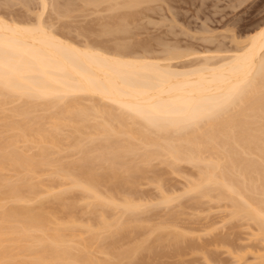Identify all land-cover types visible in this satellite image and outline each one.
<instances>
[{"label": "bare ground", "instance_id": "6f19581e", "mask_svg": "<svg viewBox=\"0 0 264 264\" xmlns=\"http://www.w3.org/2000/svg\"><path fill=\"white\" fill-rule=\"evenodd\" d=\"M17 1L30 8L24 5L28 0ZM78 1L83 3L77 4L80 10L74 7L77 0H66L63 5L59 0H38L39 9L31 10L38 5L34 3L28 10L37 15L34 20L32 16L6 17L8 10L3 12L6 16L0 13V264H145V260L152 264L154 255L158 259L172 252L181 261L179 256L187 248L197 251L196 247H203L194 239L206 241L196 238L197 231L190 234L187 226L186 231L178 230L171 223L175 229L169 231L166 222L159 224L164 219H179L182 212L162 215L170 219L159 215L160 222L149 221V226L145 224L149 217L141 216L150 206H167L184 194L200 200L206 197L205 202L208 198V202H229L225 204L231 208L229 220L243 218L249 226L253 222L254 233L249 234L263 246L264 22L240 39L234 34L236 43L231 49L225 45L223 53L217 52L222 46L202 55L199 52L202 57H196L197 64H185L183 59L190 51L172 43L169 47V42L159 38L158 45L167 48L164 55L154 54L149 47H154L153 42H143L132 32L138 28V18L143 24L149 12L162 13L161 1L167 4L168 0ZM88 8H96L94 13L101 8L108 16H98L96 21L103 18L102 25L98 22L103 30L85 25V31L81 26V36L91 29L100 37L113 35L114 40L107 37L108 42L105 39L99 45L97 40L96 44L92 39L89 42L87 35L83 37L86 41L79 42L72 39V28L64 30L61 24V32L54 28L60 19ZM45 12L50 13L49 21L55 18L54 23L44 18ZM104 19L113 23L104 24ZM132 24L135 28L131 30ZM66 30L71 37L64 34ZM128 33L133 35L126 38ZM111 40H116L114 46ZM66 152L79 157L73 159L67 153L71 159L67 156L70 161H66ZM155 160L170 167L168 174H181V164L196 170L191 179L186 178L185 189L174 196L166 193L171 186L168 178L163 182V176L156 173L154 181L161 195L155 202L147 198L142 203L138 186L151 180L149 168L159 164ZM161 169L156 172L165 176L167 169ZM45 174L50 176L48 181ZM82 214L87 218L79 217ZM147 226L151 229L142 234ZM208 228L205 231L212 233ZM188 235L197 236L191 239ZM226 235L220 236H225L223 241L215 240L226 244L230 239ZM219 244V248L225 246ZM214 246L206 254L207 261L219 255ZM248 250L244 249L245 255H237L236 250L232 264L250 263H246L247 255L254 252ZM259 251L250 264H264V248ZM163 257L162 262L169 258ZM212 259L206 263L214 264Z\"/></svg>", "mask_w": 264, "mask_h": 264}, {"label": "rangeland", "instance_id": "374dc122", "mask_svg": "<svg viewBox=\"0 0 264 264\" xmlns=\"http://www.w3.org/2000/svg\"><path fill=\"white\" fill-rule=\"evenodd\" d=\"M1 1V3L2 4H6L5 3V1L6 0H4V3L2 2V0H0ZM9 0H7V3H9V5H10V3H11V7H13V8H11L10 6V8L11 9H9V7H7L8 5L6 4L5 6H6V8H5V6H2V4H1V6H0V8H1V12L0 13H3V12H6L7 10V12L9 13V15L8 16H6L5 14L7 13H3V15H5L6 17H13V16H17L15 19H20L21 17V19H24V17H27V18H25V19H30V17L32 16V17H34V16H37V15H34L33 14V12H31V11H28L29 9H31V8H33V6L34 5H36V4H38L37 2H38V0H37V2L35 1V0H33V2L31 1V0H28L27 1V4L25 3V1L26 0H24V2H23V0H21L23 3H25L24 5H27V6H29L30 5V8L28 7H24V6H22V4H19L20 3V1H17V0H13V1H15V3L13 4V1H11V2H8ZM16 1L18 2V4L16 3ZM50 1H52L53 2V0H50ZM61 1H63V3H61ZM64 1H66V0H59V2L63 5L65 2ZM31 2H32V4H31ZM75 2H76V0H75ZM78 2H80V3H78ZM161 2H163L164 3V1H161ZM160 2V3H161ZM165 2H167V4L168 5H170L169 7L170 8H167V4L166 3H162V4H160L161 5V8H162V13H159L157 10V12L159 13H156L155 12V14H154V11L153 12H149V14H148V16H145V19L143 18L141 21L143 22V24L142 23H140V19L141 18H138V22L137 21H135L136 22V24H135V26H137L138 28H135V27H133V25L134 24H132V27L130 26V28H131V30L132 29H134L135 28V30L134 31H132L133 32V34H137V36L138 37H136V38H140L143 42H144V40H146V42L147 43H149L148 42V40L150 41V43H152L153 42V45H154V47H152L151 45L149 46L151 49L153 48L154 49V51H152L151 49V51L152 52H154V54H158V55H164V53H165V49L167 48V47H165L164 49H163V46H165L164 44H163V46H161L160 44L158 45V40L157 39H164V41L163 42H165V44L167 43V42H169L168 44L170 45L169 47H171V43L174 45V44H177V45H179V46H177L179 49L180 48H183L184 49V51H186V52H189V53H191L188 57H186L185 59H183V60H185V64H186V62H188V64L190 63H192V61H193V63H195V64H197L196 63V61H197V59H196V57L197 58H199V52H200V54L202 53L203 54V52L204 53H206V52H208V51H217V50H215V49H218V46H219V48H220V50L222 49V51H217V52H221V53H223V52H225L226 50H225V48L223 47V46H225L226 48H228L229 47V49H231V46L233 47V45H234V43H236L235 42V40L233 39V36H234V34H235V36L236 37H238L239 38V36L240 37H244V36H246V35H248L249 33H251V32H253L254 31V29L256 28H258L260 25H262V23L264 22V0H172L171 2L168 0V1H165ZM34 3H36V4H34ZM171 3H173V4H171ZM13 4V5H12ZM82 5L83 3H82V1H78L77 0V2H76V5ZM78 5L77 6H74V7H76V9L78 8ZM163 5V6H162ZM39 4L35 7V8H33V9H31V10H34V12H35V10L36 9H39ZM104 6V5H103ZM102 6V7H103ZM5 9L4 11H2L3 10V8ZM50 7V9L48 8V10H50L51 11V13H53L54 11H53V9L51 10V8H52V6H49ZM173 7V8H172ZM25 8H27V10L25 9ZM160 7H158V9L160 10L161 9ZM172 8V10H170ZM79 10H80V8H78ZM77 9V10H78ZM90 9V10H89ZM95 10H96V8H94ZM94 9L92 10V8H88V10L86 9V12L84 11V9H81V11H83V13H84V15L83 14H79V13H82L81 11H79V13H77L76 12V10H75V12L76 13H74V10L72 11L74 14H71L72 12H70V14H71V16L70 17H68V18H66L65 20H63V21H61V16L60 15H58L60 18H58L57 16H56V18H58V19H60L59 21V25L57 24V27H54V28H56V30L58 31V30H60V32L63 30L62 29V27H60V24H61V26H63V28H64V30L66 29V28H68L69 27V29L68 30H70L71 28V35H73L74 37H72V39H75L76 40V38H78L77 40L80 42V40H82V41H86L85 39H87L88 37L90 38H88V40H89V42L91 41V39L92 40H94V42L97 40L99 43H102V44H99V45H103L104 43L103 42H101V41H104V42H106V40L108 39L109 41H110V39L113 37V35H112V37H109L108 35H106V37H105V35H104V37H103V34H102V32H101V37H100V33L99 32H97L96 30V32L94 31H92V30H94V28L98 25V22H96L97 21V19H99L98 18V16H103L105 13H103L102 14V12L103 11H105V10H103L102 12L100 11V9L101 8H99V10L97 9V11H95L96 13H97V15H94V14H96V13H94L93 11H94ZM103 9H105V7L103 8ZM12 11L11 13H10V11ZM47 10V11H48ZM91 11V12H90ZM15 12H17V14L15 13ZM30 12V13H29ZM88 12H90L91 14H88ZM93 12V13H92ZM106 13H107V11H105ZM160 12H161V10H160ZM175 12V15H173L172 13H174ZM26 14V16H24L25 14ZM49 13V12H48ZM48 13H44V18H46V19H48ZM16 14V15H15ZM22 14H24L23 16H22ZM45 14H47V15H45ZM54 14L55 15H57V13L56 12H54ZM86 14V15H85ZM108 14H110V13H108ZM13 15V16H12ZM20 15H21V17H20ZM49 15H50V13H49ZM53 14H51V16H52ZM74 15H76V16H74ZM78 15H80V16H78ZM89 15V16H88ZM106 16H105V18L108 16L107 14H105ZM173 15V16H172ZM51 16H50V19H52L51 18ZM29 17V18H28ZM32 17H31V19H32ZM55 16H53V18H54ZM63 17H64V15H63ZM74 17V18H73ZM97 17V18H96ZM110 17V16H109ZM108 17V18H109ZM14 18V17H13ZM37 18V17H36ZM103 18H104V16H103ZM103 18H100L102 21H100L99 23H101V25L103 24ZM111 18V17H110ZM175 18V19H174ZM20 19V20H21ZM35 19V17L33 18V20ZM117 19V18H116ZM54 20H55V18H54ZM52 21V20H50V21H52L53 23L55 22V21ZM57 20V19H56ZM95 20V21H94ZM104 20H106V19H104ZM109 20V19H108ZM108 20H106L107 22H105L104 21V24H106V23H113V22H108ZM111 20V19H110ZM115 19H113L112 21H114ZM47 21H49V19L47 20ZM49 21V22H50ZM58 21V20H57ZM57 21H56V23H57ZM92 21H94V22H92ZM151 21V22H150ZM263 21V22H262ZM65 22V23H64ZM92 23V24H91ZM96 23V24H95ZM70 24V25H69ZM56 25V24H55ZM67 25V26H66ZM86 25V27L87 28H91V27H93L92 28V30L90 29V32H89V30H88V32H86L85 34V36H87V38L85 37V36H81V35H84V33L82 34V32L80 33L79 32V30L81 29H83V30H85L86 31V27H84ZM90 25H92L91 27H90ZM259 25V26H258ZM59 26V27H58ZM71 26V27H70ZM83 28H82V27ZM89 26V27H88ZM104 26V25H103ZM258 26V27H257ZM98 27H102V26H97L96 28H97V30L99 31L100 30V28H98ZM58 28V29H57ZM80 28V29H79ZM102 29V28H101ZM255 29V30H256ZM103 30V29H102ZM130 30V31H131ZM63 32H65V31H63ZM137 32V33H136ZM69 32L66 30V32L64 33V34H66V35H69V37H71L70 36V34H68ZM80 33V34H79ZM90 33H93L92 35L93 36H95V35H97L98 33H99V36L97 35V38L96 37H93V36H90ZM94 33H97V34H95L94 35ZM79 34V35H78ZM132 34V35H133ZM127 35H129V36H125L126 38L127 37H130V33H128ZM131 35V36H132ZM117 36V35H116ZM122 36V35H121ZM135 36V35H134ZM132 37V38H130L131 39V42H133L132 41V39L134 38L135 39V37ZM83 37H85V39L83 38ZM92 37V38H91ZM100 39H99V38ZM108 37V38H107ZM118 37V36H117ZM120 37V36H119ZM118 37V38H119ZM123 38H125L124 36H122ZM122 37H121V39H122ZM116 38V37H115ZM114 37H113V40L115 39ZM125 38V39H126ZM106 39V40H105ZM129 39V40H130ZM133 39V40H134ZM155 39L157 40V41H155ZM160 39H159V41H160ZM240 39V38H239ZM76 40V41H77ZM108 40H107V42H108ZM113 40H111L112 42H111V44L114 42L115 43V41H113ZM128 40V39H127ZM127 40H125V41H127ZM81 41V42H82ZM141 41V43H143ZM93 42V41H92ZM93 42V43H94ZM134 42H136V40L134 41ZM137 42H139V40H137ZM161 42V41H160ZM162 42V43H163ZM112 44V46H114L115 44ZM149 43V44H150ZM95 44H96V42H95ZM107 44V43H106ZM105 44V45H106ZM109 44V43H108ZM110 44V45H111ZM148 44V45H149ZM168 44H167V46H168ZM220 44V45H219ZM109 45V46H110ZM236 45V44H235ZM108 46V45H107ZM176 46V45H175ZM217 46V47H216ZM142 50V49H141ZM182 50V49H181ZM143 51V50H142ZM142 51H139V52H141L142 53ZM151 52V53H152ZM201 54V55H202ZM201 57L202 56H200V58H199V60L201 59ZM192 59V60H191ZM183 60H182V62H183ZM187 60H189V61H187ZM191 60V61H190ZM198 60V61H199ZM177 63H180V62H177ZM184 63V62H183ZM180 64H182V63H180ZM195 64H193V65H195ZM67 153H69L68 155H70L71 156V154H73V156H71V158L73 157V159H75L74 157H77L78 156V153L77 154H75V153H72L71 152V154H70V152H66L65 153V155L67 154ZM68 155H66L65 156V159H66V157L68 156ZM70 156H68L67 158H70ZM79 157V156H78ZM77 157V158H78ZM70 158V159H71ZM66 161H70L69 159H66ZM159 162H161V161H159ZM158 162V160L156 161L155 160V162L154 163H159ZM153 162H152V164H154ZM150 165V164H149ZM148 165V166H149ZM145 166H147V165H145ZM155 164H154V166H150V168H149V172H150V174H151V177H150V183L147 181L148 180V178H147V180L145 179V177H143L144 179H145V181H144V183H140L141 184V186L139 185L138 187H140V192L142 191L143 193H141L142 194V196H140V197H143V198H140V199H138V200H140V202H142V203H147L146 201H147V198H148V200L149 201H156V199H158L159 198V194L161 193H159L158 191H160V189L159 188H157L158 186H157V183L154 181L155 180V177H156V173L157 174H161V176H163V177H166L165 178V180L163 179V177L161 178L162 180H163V182L164 181H166V179H167V181H169V183L167 182V185L168 186H170V188L168 189V188H166V186L167 185H164L165 186V188L166 189H168V192L166 191V193L168 194V195H173L174 196V194L176 193H179V192H181L182 191V188L183 187H186L187 185V183L186 182H188V180H186V178L187 179H191L192 177H193V173L195 172V166L193 167V165H188V164H181L180 166H182V172H181V174H171L170 172V174H168V171H170V170H168V168L170 169V167H168L167 168V164L166 165H164V163H163V165H161V163H159L158 164V166H156V169L157 170H159V169H161V168H166L167 169V174L164 176V175H162V173H158V172H156L155 171ZM152 167V168H151ZM158 167H160L159 169H158ZM148 168V167H147ZM181 168V167H180ZM162 170V169H161ZM148 170H146V172H147ZM149 172H147L146 174L148 175V173ZM162 172H166L165 170H162ZM163 173V174H164ZM173 173V172H172ZM146 175V176H147ZM192 175V177H190ZM148 176H150V175H148ZM45 177H46V179H47V181L49 180V175H46L45 174ZM45 177L43 178V179H45ZM45 179V180H46ZM142 180V179H141ZM142 182V181H141ZM148 182V183H147ZM166 183V182H165ZM184 185H186V186H184ZM167 186V187H168ZM175 188H174V187ZM165 189V190H166ZM176 191H175V190ZM183 189H185V188H183ZM139 190V189H138ZM175 192H174V191ZM172 191V192H171ZM140 192L138 193V191H137V195L136 196H139L138 194H140ZM174 192V193H173ZM171 193H173V194H171ZM144 195L146 196L145 198H144ZM149 195V196H148ZM151 195V196H150ZM161 195V194H160ZM179 195H183V194H179ZM185 195V196H184ZM183 195V197L182 198H180V199H177L176 197V201H173L171 204H169V205H162V206H153L152 205V207L150 206L149 208H151L149 211H151V212H149V214H148V209H146L143 213H142V216H141V218H143V214H144V217H149L148 219H146V221H147V223H145V224H148V226H149V221H155V220H159V218L162 216V215H164V216H166V214L168 213V214H170L169 213V211H171V213L173 214L174 212L178 215V213H180V212H182V213H180V214H182V216L181 215H178V217H179V219H177V217L174 219V220H172V218H171V216L169 215V217L171 218H169L168 217V215H167V217H168V219H170V220H168V221H166V219H164V220H162V222L163 223H159L160 222V220H159V224L160 225H165L166 223H167V225H165V226H167V229H168V227H170L168 230L169 231H171V230H173V229H175V228H171V226H170V224L171 223H173V224H171L172 225V227H177V229L178 230H181V229H183V230H185L186 231V229L190 232V234H193V232L195 231H197L198 233H201L202 235V237L200 238L199 237V234L197 233V235H198V237H196L197 239H204V240H206L205 242L204 241H201V240H199L200 241V243L202 242L203 243V247H196L197 248V251H194V249H192V248H187V253H185V251L183 252L184 253V255H183V253L181 254L183 257H180L179 256V258H182L183 260H181V261H179L180 259H178V254H176L175 255V253H173L172 252V254H168V255H170V256H165L164 255V257H169V258H167V259H164V257H163V255H158V257L160 258V256L161 257H163V259H164V261H166L165 263H163L162 261H161V259L162 258H158L157 259V256H155L154 255V258H152V256H151V260H152V262H153V259L155 260V258H156V260L153 262V263H155V262H158L159 261V263L158 264H182V263H184V264H202L203 263V261H205L203 264H207L209 261H210V258L212 259V257H210L209 258V261H207L208 260V258H207V255L209 254V252H211V248L212 249H214V245L216 244V248H219L220 246V244L219 243H221V244H223V242H220L223 238H225V236L223 237V238H221L220 236L222 235H224V234H227L228 235V237L226 238L227 240L229 239V244L228 243H226V239H225V243L226 244H228V245H226V244H223V245H225V246H221V248H219V250L217 251L216 250V248H215V250L218 252V254L219 255H217L216 256V253H215V255H214V257L216 256V260L214 259H212L211 261H219V262H217V264L219 263V264H232L234 261V259H236V258H234V257H237V255H245L244 254V249L245 250H248L249 252H254L255 253V251H259L260 249L261 250H263V248H264V245L262 246V243H261V240L260 241H258L257 239V237H256V241L252 238V235L250 236V234H251V231H252V233H254V231L252 230V226H253V229H254V223H253V225H252V223H250L251 225V227L248 225V221L246 222V221H243V220H245V219H243V218H241V220H238V219H240V218H237L236 220H238V221H236L235 220V218H234V220L233 219H231V220H229V217H230V215L228 214V213H230V211L229 212H227L228 210H230L231 208H229V207H227L228 205V201H226V202H228V203H220V201H216V202H214L213 200L214 199H212L211 200V202H208V201H210L209 200V198L206 200V202L205 201H203L205 198L203 197V199H198V197L199 196H194V198H193V196H190V194L188 195H186V194H184ZM191 195H195V194H191ZM179 197V196H178ZM137 198V197H136ZM139 198V197H138ZM152 198H154V199H152ZM199 198H202V197H199ZM144 199H146V201L144 200ZM194 199H195V201H194ZM198 199V200H197ZM199 200L200 201H202V202H200L201 203V206H199L200 205V203L198 204V206L195 204L197 201L199 202ZM148 201V203H150ZM153 203V202H152ZM225 204L227 205V206H225ZM223 205V206H222ZM155 207H157L156 209H152V208H155ZM159 207V208H158ZM227 209V210H226ZM174 210V212H172ZM175 210H178V211H175ZM223 210H226V211H223ZM221 212V213H220ZM141 214V213H140ZM81 215V214H80ZM86 215V214H85ZM84 214H82V216H79V217H83L84 216V218L83 219H85V218H87V216L88 215H86L85 216ZM148 215V216H147ZM151 215V216H150ZM152 215L154 216V218H151L152 217ZM159 215H160V217H159ZM176 215V216H177ZM158 216V217H157ZM199 216V217H198ZM229 216V217H228ZM167 217H161V218H167ZM228 217V219H225L224 220V218H227ZM151 218V219H150ZM157 218V219H156ZM184 220H183V219ZM199 218V219H198ZM208 218H210V219H208ZM232 218V217H231ZM143 219H145V218H143ZM154 219V220H153ZM202 219V220H201ZM208 221H207V220ZM178 220H180V221H178ZM200 220V221H199ZM170 221H172V222H170ZM175 221H177V222H175ZM188 221V222H187ZM218 221V222H217ZM149 222V223H148ZM153 222H151V224L153 223ZM166 222V223H165ZM226 224H225V223ZM177 225H176V224ZM180 223H181V225H182V227L183 228H181V225H180ZM204 223V224H203ZM247 223V224H246ZM151 224H150V227H151ZM157 223H155V225H156ZM158 224V225H159ZM176 225V226H173V225ZM213 224V225H212ZM154 225V224H153ZM178 225L180 226V229H179V227H178ZM198 225V226H197ZM205 227H211V229H213V232L212 233H210V234H208L207 232H209L208 230H207V228H205ZM208 225H210V226H208ZM147 226V228H148V230H147V228H145L146 230H144V229H142L141 231H142V234H147L146 232L147 231H149L151 228L150 227H148ZM186 226H187V228H186ZM204 228H203V227ZM216 226H217V230H216ZM202 227V228H201ZM213 227V228H212ZM215 227V228H214ZM184 228H186V229H184ZM194 228V229H193ZM171 229V230H170ZM197 229V230H196ZM199 229V230H198ZM202 229V230H201ZM208 229H210V228H208ZM255 229H256V227H255ZM194 230V231H193ZM207 232H206V231ZM216 230V231H215ZM144 231H146L145 233H144ZM165 231H167L166 229H165ZM164 231V233H166ZM168 231V232H169ZM192 231V232H191ZM202 231V232H201ZM256 231V230H255ZM189 232H188V234H189ZM203 232H204V234H203ZM140 233V232H139ZM139 233H138V235L136 236L135 235V237H138L139 236ZM156 233H158V232H156ZM220 233H222V234H220ZM250 233V234H249ZM150 234V233H149ZM213 234H215V235H213ZM157 235V234H156ZM195 235V234H194ZM194 235H191L192 236V238L194 239L195 237H193ZM203 235H205V236H203ZM217 235V236H216ZM226 235V236H227ZM140 236H142L141 235V233H140ZM154 236H155V234H154ZM189 237H190V235H188ZM211 236V237H210ZM230 236V237H229ZM241 236V237H240ZM150 237L151 238H154L152 235H150ZM206 237V238H205ZM212 237H214V240L215 239H217V237H219V239L221 238V240H215V241H217V243L213 240V238ZM254 237V236H253ZM156 238V237H155ZM191 238V237H190ZM191 238V239H192ZM210 238V239H209ZM209 241H211V242H209ZM213 241H212V240ZM152 240V239H151ZM223 241V240H222ZM233 241V242H232ZM194 242L197 244V245H200V246H202V243L200 244L199 242H197L196 241V239H194ZM207 242H209V243H207ZM213 242H215V244L213 243ZM124 243H126V242H124ZM205 244V245H204ZM211 244H213V245H211ZM219 244V245H218ZM248 244H249V246H248ZM264 244V243H263ZM207 245H208V247H209V245H211L209 248L207 247ZM236 245V246H235ZM243 245V246H242ZM252 245L254 246V247H252ZM219 246V247H218ZM244 246H246V247H248V249L245 247L244 248ZM232 247V248H231ZM250 247V248H249ZM94 248V247H93ZM201 248H205L204 250L202 249V251H199V249H201ZM228 248H231V249H228ZM235 248V249H234ZM188 249H191L193 252L191 253V251H188ZM206 249H207V251H206ZM225 249V250H224ZM233 249V250H232ZM258 249V250H257ZM226 250H228V253H227V251ZM230 250H232L231 252H229ZM236 250H237V252H238V254L236 255ZM203 251H205V252H203ZM214 251V250H213ZM248 251H245V252H248ZM97 252V251H96ZM196 252H199V253H196ZM203 253L204 255H202V254H200V253ZM256 252V253H257ZM260 253H261V251H259ZM208 253V254H207ZM233 253V254H232ZM253 253V255L250 253L249 255H247L248 256V258L246 259L247 261H246V263L249 261V260H251L252 261V259H254V257H255V254ZM264 253V251H262V254ZM103 254V253H102ZM207 254V255H206ZM98 256L100 255V253L99 254H97ZM104 255V254H103ZM103 255H101L100 257H104ZM206 255V256H205ZM235 255V256H234ZM172 256H173V258H172ZM202 256V257H201ZM220 256V257H219ZM233 256V257H232ZM171 257V258H170ZM176 257V258H175ZM206 259H205V258ZM203 258V259H202ZM220 258V259H219ZM244 259V258H243ZM245 259H244V261H245ZM169 260V261H168ZM222 260V261H221ZM225 260V261H224ZM230 260L232 261V262H230ZM255 260V259H254ZM183 261V262H182ZM187 261V262H186ZM243 261V262H244ZM250 261V263H254L255 261H252L251 262ZM258 261V260H257ZM147 262V263H146ZM151 262V261H149V260H145V264H149V263ZM162 262V263H161ZM178 262V263H177ZM207 262V263H206ZM216 262L214 263V264H216ZM230 262V263H229ZM119 262H117L116 264H118ZM152 263V264H153ZM250 263H247V264H250ZM120 264V263H119ZM143 264V263H142Z\"/></svg>", "mask_w": 264, "mask_h": 264}]
</instances>
